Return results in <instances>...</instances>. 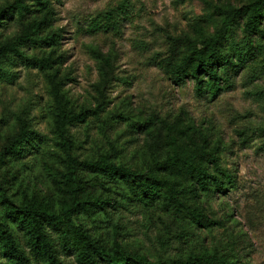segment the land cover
<instances>
[{"label":"rangeland","instance_id":"obj_1","mask_svg":"<svg viewBox=\"0 0 264 264\" xmlns=\"http://www.w3.org/2000/svg\"><path fill=\"white\" fill-rule=\"evenodd\" d=\"M14 1L0 0V9ZM254 1L46 0L52 14L43 26L54 34L55 44L30 50L27 56L52 59V69L16 59L2 66L0 76V149L17 133L21 120L39 135L34 149L23 158L8 157L0 168V187L11 203L60 211L69 202L63 184L66 159L56 128L60 112L95 111L85 122L68 126L75 157L91 161L108 156L113 163L148 176L153 175L154 162L173 150L169 128L183 123L187 130L176 136V142L215 149L218 166L232 177L223 193L214 197L202 193L198 200L215 226L200 228L186 216L150 208L132 186L107 179L98 182L110 206L75 217V225L83 226L107 251L120 247L117 264L138 257L177 264L195 254L226 255L236 264H264V17L261 33L247 34L243 27ZM229 6L241 9L242 17L222 51L235 61L238 72L221 68L222 93L216 99L209 91L200 97L194 81L175 83L173 66L221 27L225 15L220 9ZM113 12L117 33L105 27ZM18 29L17 19L5 21L0 42ZM173 39L179 40L176 48ZM107 64L111 77L105 85ZM55 83L62 103L56 99ZM143 118L164 129L159 144L147 145L137 129ZM81 177L94 179L84 170ZM0 219L7 221L30 255L31 245L20 235L18 224L1 211ZM62 260L77 264L73 256ZM0 264H16L3 244Z\"/></svg>","mask_w":264,"mask_h":264},{"label":"trees","instance_id":"obj_2","mask_svg":"<svg viewBox=\"0 0 264 264\" xmlns=\"http://www.w3.org/2000/svg\"><path fill=\"white\" fill-rule=\"evenodd\" d=\"M46 0H15L12 4L0 9V29L5 21L17 19L18 31L8 40L0 42V76L2 66L19 59L24 64L36 65L43 70L52 69L50 58L31 59L27 56L30 50L50 48L55 44L54 34L47 33L44 28L52 14ZM35 2L41 7L34 9ZM225 15L221 27L209 38L200 41L179 63L173 66L174 81L177 85H185L188 80L196 84V94L203 96L207 91L217 98L221 93L219 82L221 68H229L238 72V65L222 51L227 35L242 17L241 9L229 6L220 9ZM116 13H109L106 28L119 30ZM244 31L261 33V22L264 17V0H255L244 15ZM179 40L173 39L177 46ZM247 55H252V44L248 43ZM63 55V53L61 54ZM13 58L14 60H10ZM111 77L109 64L103 74L106 85ZM55 96L59 103L64 97L54 85ZM95 111L60 112L57 120V131L60 145L66 159L64 187L69 202L60 211L46 206L37 208L34 205L17 207L11 203L6 192L0 187V211L18 224L20 235L31 245V253L27 255L20 243L12 234L7 221L0 219V244H3L9 257L16 264H66L63 256H73L77 264H117L121 252L116 247L115 252L107 251L98 240L90 236L83 226H76L74 218L82 214H91L96 210H105L110 206L104 199L103 186L98 179L111 182L123 181L132 186L133 191L146 201L150 208H158L161 212H172L190 218L200 228H211L216 225L202 208L198 200L202 193L211 196L224 192V186L231 183L232 177L217 164L215 149L193 142L182 144L176 142V136L185 133L187 128L183 123L171 126L168 136L173 141V150L162 161H155L153 175H142L130 171L127 167L113 163L108 156L98 160H80L73 155V142L68 126L85 122ZM144 136L147 145L159 144L163 138L164 129L143 118L136 124ZM36 137L32 126L21 120L17 133L9 137L0 149V168L8 157L23 158L26 152L34 149ZM94 175V179H82L81 171ZM2 207V208H1ZM124 264H155L144 257L128 259ZM166 264V263H157ZM177 264H236L226 255L195 254Z\"/></svg>","mask_w":264,"mask_h":264}]
</instances>
